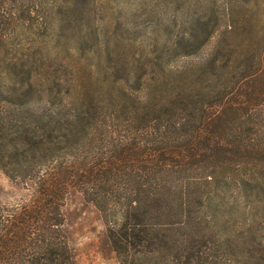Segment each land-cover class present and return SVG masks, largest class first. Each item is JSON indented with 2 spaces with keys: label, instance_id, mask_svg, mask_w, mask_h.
Listing matches in <instances>:
<instances>
[{
  "label": "trees",
  "instance_id": "1",
  "mask_svg": "<svg viewBox=\"0 0 264 264\" xmlns=\"http://www.w3.org/2000/svg\"><path fill=\"white\" fill-rule=\"evenodd\" d=\"M234 13L227 7L222 32L209 27L217 41L196 60L162 65L164 78L136 89L125 79L105 92L98 85L96 95L88 81L33 78L42 70L33 52L21 59L0 35V169L25 191L19 203H0V264H74L63 215L72 188L105 216L121 264L147 255L160 264L167 251L163 264L204 263L199 211L213 178L241 180L246 166L244 178L264 185V37L256 53L241 54ZM195 30L176 41L196 38ZM232 60L236 73L212 89L219 62ZM130 96L140 99L137 111L125 104ZM115 207L122 215L108 222Z\"/></svg>",
  "mask_w": 264,
  "mask_h": 264
},
{
  "label": "rangeland",
  "instance_id": "2",
  "mask_svg": "<svg viewBox=\"0 0 264 264\" xmlns=\"http://www.w3.org/2000/svg\"><path fill=\"white\" fill-rule=\"evenodd\" d=\"M227 7L242 20L243 38L237 50L256 53L264 37V0H0V35L13 39L21 59L25 60L26 50L33 52L32 63L42 69L33 78L88 81L97 89L88 93L96 95L121 79L136 89L142 79L164 78L163 71L158 74L162 65L175 68L182 61L196 60L195 54L206 53L216 43ZM211 25L216 32L208 36ZM193 26L196 38L178 43L177 38L189 34ZM10 42L3 49H10ZM180 51L194 54L182 59ZM219 65L221 80L215 75L212 89L236 73L239 64L232 60ZM89 70L93 71L87 74ZM125 100L129 110H138V97ZM119 114L126 116V106ZM245 170L246 166L235 182L215 176L210 192L202 196L199 214L206 237L198 244L203 264H264V185L259 179L246 180ZM260 180L264 182V176ZM24 195L0 169V203H19ZM63 215L74 264H121L107 236L105 216L75 188L65 196ZM121 215L119 207L111 208L108 222ZM172 254L165 252L161 263L170 262ZM146 257L133 264H157L152 256Z\"/></svg>",
  "mask_w": 264,
  "mask_h": 264
}]
</instances>
